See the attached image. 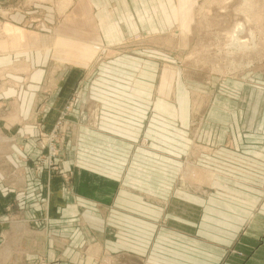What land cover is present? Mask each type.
Returning a JSON list of instances; mask_svg holds the SVG:
<instances>
[{"label":"crops","instance_id":"0c3cea01","mask_svg":"<svg viewBox=\"0 0 264 264\" xmlns=\"http://www.w3.org/2000/svg\"><path fill=\"white\" fill-rule=\"evenodd\" d=\"M158 3L75 0L72 9L82 19L73 23L52 10L36 24L34 10L24 12L26 28L55 37L52 50L39 35L25 41L16 25L1 27L9 48L0 42V264H101L102 257L113 264H264V71L238 85L232 81L226 99L214 96L213 124L222 122L230 134L199 159L217 178L210 187L182 192L177 166L183 161L175 148L183 140L157 131L158 116H170L172 105L167 91H152L151 61L120 55L92 71L56 64L62 61L55 48L72 45V39L119 43L137 30L161 32ZM86 14L92 19L86 21ZM29 40L47 45L24 49ZM79 87L74 117L80 106L98 103L100 123L92 129L74 124L63 146L62 171L71 179L49 180L40 131L55 123L56 108ZM176 96L184 123L188 100ZM148 114L154 122L151 151L137 143ZM206 157L225 166H208ZM197 170L186 173L207 182Z\"/></svg>","mask_w":264,"mask_h":264},{"label":"rangeland","instance_id":"374dc122","mask_svg":"<svg viewBox=\"0 0 264 264\" xmlns=\"http://www.w3.org/2000/svg\"><path fill=\"white\" fill-rule=\"evenodd\" d=\"M74 1L0 0V42L8 46L6 43L7 34L1 28L5 23H8L13 28L16 25L26 33L23 34L26 38L25 41H28L27 39L32 33L35 36L39 35L42 41L49 40L47 44L51 46L52 50L56 45L53 46V41L50 39L55 37L50 34L47 36L45 32L40 34L33 30V27L26 28L23 23L25 20L24 12L34 10L36 24L43 22L44 11L51 14L52 10L57 16H64L67 22L73 23L75 20L77 22L82 19V15L77 17L74 14L76 11L72 9L75 6ZM148 1L149 5L159 2L158 26L164 25L162 27L164 30L161 32L157 29L141 32L137 30L134 34L122 38L119 43H108L103 42V40L96 42L94 37L89 41L69 39L72 45L55 48L54 56L56 58L59 56L62 61H57L56 64L76 65L79 68H87L92 71L96 65L108 63L120 55L139 57L142 61H151L154 66L153 85H155L152 91L154 95H159L162 90L167 91L170 96L166 100L172 105L170 116H165L166 119L163 116H158L157 127L162 130L158 129L157 131L165 136L166 130H168L173 133L175 138L183 140L182 147L177 146L175 148L176 159L183 161L177 166V189L185 192L189 191L186 189L193 191L194 187L198 188L204 185L207 188L215 182L217 176L210 173L209 169H204L206 167L201 164L200 153L209 152L213 154V151L216 150L214 143L219 144L218 141H225L230 134V128L224 126L222 122L218 121L221 125L213 124V115L215 116V114H212L214 110H211L213 108L212 102L215 100L214 96L222 93L226 99V94L231 92L232 81L238 85L248 75H257L259 71H264V0H172L171 8L169 0ZM9 17H13L15 22L11 21ZM85 19L89 21L92 19V15L86 14ZM238 22L246 24V30L242 37L249 42L248 48H241L239 51L229 44L227 34ZM89 31L92 29H88ZM67 33L72 34L71 28ZM252 37L254 40H251ZM28 43H26L28 46L22 44L24 49L31 47L42 49L45 47L44 45H47L33 43L30 40ZM82 45L85 46L84 49L89 55L84 56L86 51ZM79 52L84 53L83 56L77 55ZM65 53H70L73 57H68L69 59L66 60L62 57V54ZM255 84L260 85L257 81ZM82 90L79 87L72 92L70 91L71 94L68 96L71 97L60 108H56L55 123L51 122V125L48 124L47 128L40 131L41 140L39 142L40 145L45 146V148L42 147L45 153L41 159L48 165V169H46L48 179L56 175H66L67 180L71 179L69 172H67L69 174L67 176V173L62 171L63 160H65L63 146L70 137V131L74 124H83V126L92 129L97 128L100 123L101 111L98 103L96 105L91 103L85 107L80 106V111L74 117L76 107H79L80 104V97L83 95ZM177 92L178 95L181 93L185 95L188 100L186 111L188 118L187 114L183 113L184 123L179 115L180 107L176 96ZM46 108L47 105L44 109ZM83 111L85 112L84 117H82ZM149 114L145 115L147 126L142 128L143 133L137 141L139 146L146 151H151L154 147L151 144L153 137H150L151 131L149 130L154 126V122L153 116ZM167 124H171L172 131L169 130L168 126H165ZM243 133H246V129H243ZM184 138L189 142L184 141ZM204 142L207 144L204 145ZM51 144L54 145L58 153L52 154V157L57 155L51 161L54 165L52 167L48 164V157H51L48 145ZM230 146L231 143L229 142L226 145L223 144L225 149L230 148ZM158 148L160 152L165 150ZM133 158L131 157V159ZM210 158L206 157L208 166H212L214 162L218 165L212 166L213 168L225 166ZM191 166L196 169L200 168L204 174H207V182L196 183L195 179H192L191 176L188 177L186 172L192 173L189 171ZM162 207L163 213H166L168 209L166 202H163ZM100 263L113 264V261L111 262L107 257H102ZM134 264L140 263L134 262Z\"/></svg>","mask_w":264,"mask_h":264},{"label":"bare ground","instance_id":"6f19581e","mask_svg":"<svg viewBox=\"0 0 264 264\" xmlns=\"http://www.w3.org/2000/svg\"><path fill=\"white\" fill-rule=\"evenodd\" d=\"M246 30V24H244L243 22H238L233 29H231L230 32H228V37H229V41H230V45L235 48L236 50H240L241 48H248L249 46V42L247 39H245L244 37H242V34L244 33V31ZM251 40H254L253 37ZM230 47V48H232ZM190 172H194L197 171L196 168H193L191 166Z\"/></svg>","mask_w":264,"mask_h":264},{"label":"built area","instance_id":"2783aa9c","mask_svg":"<svg viewBox=\"0 0 264 264\" xmlns=\"http://www.w3.org/2000/svg\"><path fill=\"white\" fill-rule=\"evenodd\" d=\"M42 147H44L45 148V146L44 145H42ZM48 149H49V154H51V157H48V159H49V163L48 164H50V166L52 167V166H54V165H52V160H53V158L55 159L56 158V156L57 155H54L53 157H52V154L54 153V154H58L57 152H56V149L54 148V145H48ZM49 166V167H50Z\"/></svg>","mask_w":264,"mask_h":264}]
</instances>
